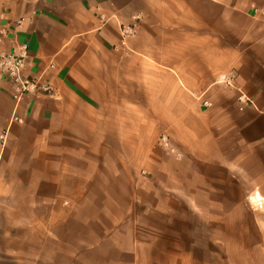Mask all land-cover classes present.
<instances>
[{"label":"crops","instance_id":"1","mask_svg":"<svg viewBox=\"0 0 264 264\" xmlns=\"http://www.w3.org/2000/svg\"><path fill=\"white\" fill-rule=\"evenodd\" d=\"M253 5L264 0H0V51L26 45L23 75L53 88L16 100L0 77V264H122L138 251L133 207L185 203L186 188L264 202Z\"/></svg>","mask_w":264,"mask_h":264},{"label":"rangeland","instance_id":"2","mask_svg":"<svg viewBox=\"0 0 264 264\" xmlns=\"http://www.w3.org/2000/svg\"><path fill=\"white\" fill-rule=\"evenodd\" d=\"M185 191V203L178 192L163 210L133 207L138 251L122 264H264V202L243 198L241 186L229 187V199L243 202L214 201L222 198L211 188Z\"/></svg>","mask_w":264,"mask_h":264},{"label":"built area","instance_id":"3","mask_svg":"<svg viewBox=\"0 0 264 264\" xmlns=\"http://www.w3.org/2000/svg\"><path fill=\"white\" fill-rule=\"evenodd\" d=\"M253 11L264 14V5L262 7L253 5ZM134 20L125 26L121 27L122 43L125 38L135 33L139 15H134ZM101 19L105 20L102 14ZM27 56V46L22 45L19 50L15 52L0 51V77H6L11 82L12 96L18 100L26 93H44L46 95H53L52 85L41 78L25 77L23 69L25 66ZM14 119L18 116L14 115ZM166 144L168 141L164 136L161 137ZM7 139V128L0 131V146L4 145Z\"/></svg>","mask_w":264,"mask_h":264}]
</instances>
